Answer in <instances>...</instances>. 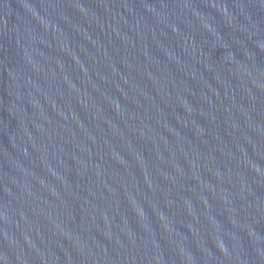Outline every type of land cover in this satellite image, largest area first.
<instances>
[{"label":"water","instance_id":"obj_1","mask_svg":"<svg viewBox=\"0 0 264 264\" xmlns=\"http://www.w3.org/2000/svg\"><path fill=\"white\" fill-rule=\"evenodd\" d=\"M0 264H264V0H0Z\"/></svg>","mask_w":264,"mask_h":264}]
</instances>
